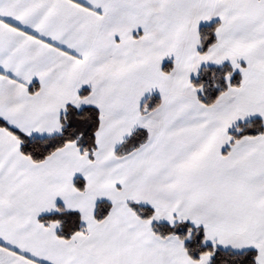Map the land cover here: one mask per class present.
<instances>
[{
	"label": "snow or ice",
	"instance_id": "snow-or-ice-1",
	"mask_svg": "<svg viewBox=\"0 0 264 264\" xmlns=\"http://www.w3.org/2000/svg\"><path fill=\"white\" fill-rule=\"evenodd\" d=\"M0 264H264V0H0Z\"/></svg>",
	"mask_w": 264,
	"mask_h": 264
}]
</instances>
